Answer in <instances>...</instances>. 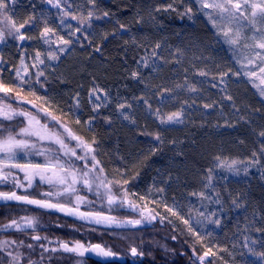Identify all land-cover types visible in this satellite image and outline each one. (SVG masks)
<instances>
[{
	"label": "snow or ice",
	"instance_id": "6c2138e0",
	"mask_svg": "<svg viewBox=\"0 0 264 264\" xmlns=\"http://www.w3.org/2000/svg\"><path fill=\"white\" fill-rule=\"evenodd\" d=\"M18 2L19 0H0V44L7 43L11 39L25 43L40 41L47 47L44 50L33 49L31 65L25 63L27 52H23L19 65L14 67L15 76L12 80L5 81L0 77V94H3L0 95V186L11 185L13 189L0 191V202L6 204L15 201L35 206L37 209H54L90 224H102L109 227L114 225L117 228H136L143 223L150 224L158 218L163 224L168 218L148 206V197L153 192L163 193L165 190L163 187L154 186L145 195L130 193L124 187L129 183L127 179H110L105 173V168L97 159L96 148L93 147L95 140L89 143L60 117L54 115L49 110L52 107L50 101H44L48 107H38L32 100L26 99V95L33 96L37 100L43 99L36 96L33 85L41 84L43 87L40 77L44 76V71H36L35 81H33L29 67L36 69H39L41 65L48 67L51 62L60 61L62 55L75 44L80 43L78 34L83 33L86 28H92L93 21L102 18L94 10L97 0H81V3L76 4L75 10H73L75 0H41L42 3L57 9L58 25H52L46 14L37 16L32 13L26 18H21L12 7ZM29 2L31 3V0ZM86 5L91 7L86 8ZM32 7L35 8V4H32ZM154 11L177 12L181 18L187 16L190 20L194 15L205 18L217 42L226 46L225 51L235 67H230L228 71L219 70L213 73L207 64L201 66L196 63V61H202L204 57L197 56L195 53L192 60L185 66L186 49L177 47L169 50L160 41L146 44L133 35L130 37L131 43L143 49V54L135 61L136 67L129 72V76L143 86L140 94L131 97L117 94L113 97L109 90L93 81L88 93L92 110L97 112L102 107L107 108L115 104L118 116L136 125V110L142 108L157 122L158 130L149 132L145 128L141 135L150 136L156 145H161L164 141L160 130L184 124L189 110H199L201 106L205 114H211L208 110H216L218 101L206 95L207 90L204 85L208 84L212 88H219L220 92L224 93L222 100L232 102L230 106L234 114L239 116L237 122L250 123L245 116L240 115V109L236 108L233 97L227 93V88L229 82H239L240 78H247V82L261 97H264V0H166V3L155 7ZM109 16V12L103 13L104 18ZM69 19L76 21V25L69 23ZM141 23L142 20L138 19L137 24ZM117 25L122 34L124 31H130L118 20ZM36 30H39L38 36L30 34ZM62 31L64 34H61ZM107 37L108 34H105L104 38L107 39ZM84 39L88 40V46H91L92 41L87 35ZM125 43L128 44L129 41ZM81 47L84 45L81 44ZM95 50L100 51L99 48ZM0 63L3 61L0 60ZM170 65L174 66L171 69V75L164 76L165 68ZM233 77L237 80L233 81ZM25 88L27 93L22 95L25 93ZM13 96L17 105L31 104L32 108L36 109V114L21 107H13ZM74 99L73 108L78 109L79 93H76ZM170 108L173 110H169ZM41 112L44 123H41V119L38 118ZM219 115H225L222 109ZM6 121L9 123L6 124ZM75 123L80 124V120L76 119ZM21 124H23L22 127ZM225 124L232 126L227 120ZM253 133L256 137L253 141L254 147L251 155L245 160L230 158L223 153H217L212 157L211 164L200 175L198 188L188 192V196L194 199L188 200L186 215L181 213L175 201L172 206L166 202L163 203L165 211L180 219L186 226L187 232L195 236L197 243L203 239V236L197 232L193 222L196 225L211 224L221 227L222 219L231 212L244 213L245 231L248 230L249 225H254L257 219L264 222V210L253 208L249 214L246 193H234L222 183L227 179L224 173L239 176L242 172L247 177L251 169L258 171L264 178V128L259 131L253 129ZM170 143L175 144V141ZM151 151L155 153L157 148L153 147ZM36 157L42 159L37 160ZM171 180L172 176L168 174L165 182ZM44 184L48 186V190L40 192V198H32L35 192H29L28 189H35ZM16 189H23L24 193L18 194ZM82 192L85 194L82 195ZM87 194L106 204L109 214H105L103 208L100 210L93 208L94 202L87 198ZM131 197H136L142 204L132 200ZM151 202L160 204L155 200ZM81 206H87L89 210L81 211ZM122 211L135 212L139 218L120 219L118 214ZM111 213H117V215ZM168 223L171 224L172 221L168 220ZM57 226L60 227V225ZM39 227L38 216H25L0 225V233L11 235L17 232L27 235L29 232L36 233ZM237 228L239 230V220ZM255 231L264 233V227H256ZM30 238L36 243H26L19 239L0 240V264H51L52 254L58 252L74 253L79 256H83L86 252L104 257L116 255L107 245L92 244L89 241L57 239L55 243L58 247L49 248L44 242L47 241V244L54 242L47 236L34 234ZM171 239L176 241L177 236L173 234ZM247 239L248 237H245V240ZM155 244L164 253L161 257L164 264H169L167 256L174 254L175 250L169 248L167 243L161 244L155 241ZM143 245L144 241L141 239L140 245L131 246V255L144 257L146 252ZM37 249L40 250L39 259H33ZM249 252L264 258V252L255 253L252 248H249ZM147 254L152 255V252L149 250ZM216 255L217 253L211 247H207L200 254L193 244L190 247L188 264H213L208 258ZM153 259L155 260V257Z\"/></svg>",
	"mask_w": 264,
	"mask_h": 264
},
{
	"label": "trees",
	"instance_id": "16d2710c",
	"mask_svg": "<svg viewBox=\"0 0 264 264\" xmlns=\"http://www.w3.org/2000/svg\"><path fill=\"white\" fill-rule=\"evenodd\" d=\"M78 3H81V0H75L73 10ZM164 3L166 0H97L94 10L102 18L94 20L92 28H86L83 33L78 34L80 43L75 44L73 48L62 55L60 61L55 62L52 71L57 69V72H47L43 77H40L43 87L41 84L34 83L36 96L43 99L37 100L33 96L26 95L27 88L22 95H26V99L32 100L38 107H48L44 101H50L52 107L49 110L54 115L60 117L74 132L89 143L95 140L96 143L93 147L96 148L97 159L105 168V173L110 179H127L129 183L124 187L130 193L145 195L154 186L163 187L165 189L163 193L153 192L148 200L151 203V208L168 219L162 224L158 218L149 224L151 227L143 230H104L65 218L54 212L7 202L6 204L0 203V225L8 223L12 219L19 220L20 217L38 216L40 227L36 233L29 232L27 235L17 232H13L11 235L0 233V240L19 239L26 243H32L34 241L30 236L34 234L57 237L65 241L77 238L81 240L82 238L78 237L79 232L81 235L87 233L89 236L95 237L97 243L109 245L113 243L125 251L129 250L131 246L140 245L141 239H143L146 256L149 257L150 262L157 264H164L161 259L164 253L156 247L155 241H159L161 244L167 243L169 248L175 250L174 254L167 256L169 264H188L190 247L193 244L200 254L207 247H211L217 253L215 257L208 258L213 264H264V258L249 252V248H252L255 253L264 252V233L255 231L256 227H264V222L259 219L255 221L254 225H249L247 231L244 230L246 221L243 220L244 213L242 212L228 213L222 219L221 227L211 224L196 225L193 222L197 232L203 236V239L197 243L195 236L187 232L182 221L166 212L163 207V203L166 202L172 206L175 201L181 213L186 215L188 200L194 199L188 196V192L198 188L201 173L211 164L212 157L217 153H223L225 156L239 160H245L251 155V150L254 147L253 141L256 138L253 129L259 131L264 128V104L242 78L239 79V82H229L227 93L233 97L236 108L240 109V115L245 116L250 123L237 122L239 116L234 114V110L230 106L232 102L221 99L224 93L220 92L219 88H212L206 84L204 85L207 90L206 95L212 100L218 101L216 110H208L211 114H205L202 106L199 110H189L184 124L160 130L164 141L161 145H156L152 137L141 135L145 128L149 132L158 130L157 122L149 117L142 108L136 110V125L120 118L116 112L115 104L107 108L102 107L97 112L92 110L88 93L93 81L109 90L113 97L117 94L124 97L140 94L143 86L137 84L129 76V72L136 67L135 61L143 54V49L137 48L131 43L130 37L133 35L139 37L146 44L160 41L169 50H174L177 47L186 49L185 66L192 60L193 53H195L197 56L204 57L202 61H196V63L201 66L207 64L213 73L219 70L228 71L230 67H235L226 54L225 47L217 42L210 26L195 15L190 20L187 16L181 18L177 12L157 13L154 11L155 7ZM32 4H35V8L32 7ZM12 7L21 18H26L32 13L37 16L46 14L52 25L59 24L57 9L47 3H42L41 0H31V3L29 0H19ZM85 7L90 8L91 6L86 5ZM106 11L110 13V16L104 18L103 13ZM77 14L80 13L77 12ZM84 14L86 15V11ZM138 19L142 20L140 25L137 24ZM117 20L119 23L125 24L130 31H124L122 34ZM68 22L73 26L77 23L70 19ZM30 34L38 36L39 30L30 32ZM61 34H64L63 31ZM105 34H108L107 39L104 38ZM85 35L92 41L91 46H88V40L84 39ZM125 41H129V43L126 44ZM33 42L42 44L40 41ZM7 44L18 47V41L11 39ZM81 44L84 47H81ZM97 48L100 49L99 52L95 50ZM0 60L3 61L0 63V77L5 81L12 80L15 76L13 75L14 67L19 64V56L12 57L8 53H2ZM172 67L174 66L166 67L163 75L170 76ZM35 72L30 73L33 81H35ZM235 80L237 78L233 77V81ZM76 93H79L80 99L78 109L73 108ZM12 104L13 107H21L36 114V109L32 108L31 104L17 105L14 96ZM221 109L225 113L224 116L219 115ZM38 118L41 119V123L45 122L42 112ZM76 119L80 120V124L75 123ZM226 120L232 126L225 124ZM20 126L22 127L23 124ZM170 141H175V144ZM72 143L75 144L74 141ZM153 147L157 148L155 153L151 151ZM168 174L172 176V180L165 182ZM223 175L227 177L222 181L226 187L234 193L247 194L249 214L253 208L264 210V178L258 171L251 169L250 175L247 177L242 172L239 176L230 173ZM11 190H13L11 185L0 186V191ZM47 190V187L40 186L28 191H34L35 195L32 198L38 199L40 198L39 193ZM16 191L18 194L24 193L21 189H16ZM135 198L131 197L132 200ZM89 199L96 202L93 203L95 209L103 208L105 214H109L106 204H102L92 197ZM152 200L159 201L160 204L152 203ZM98 204L101 206H97ZM111 214L117 215V213ZM129 217L139 218L135 212L122 211L118 214L120 219ZM168 220H171L172 223L169 224ZM238 220L239 230L237 228ZM111 233H114V236L117 233L120 234L122 239L117 237L113 239ZM206 233H211V235H206ZM173 234L177 236L176 241L171 239ZM245 237L248 239L245 240ZM149 250L152 255L147 254ZM24 251L27 250L24 249ZM181 253H185V255H181ZM33 259H39V253H36ZM64 262L66 261L63 258L55 257L51 264Z\"/></svg>",
	"mask_w": 264,
	"mask_h": 264
},
{
	"label": "rangeland",
	"instance_id": "374dc122",
	"mask_svg": "<svg viewBox=\"0 0 264 264\" xmlns=\"http://www.w3.org/2000/svg\"><path fill=\"white\" fill-rule=\"evenodd\" d=\"M196 17L202 19L204 21V23H206L205 18H203L201 16H196ZM208 26H210V25H208ZM46 47L47 46H44L41 43H36V42H33V41H29L27 43L18 41V47H14V46L12 47L11 45H8L7 43H3V44H0V54H2V53H8V54L12 55V57L13 56H19V63H20L21 54L26 51L27 52V55L25 56V63H27L28 65H31L33 63V60L31 59V57L34 55L33 49L40 48L41 50H44V49H46ZM224 47H226V46H224ZM226 54L229 56V54L227 52H226ZM54 64H55V62H51L48 67H45V66L41 65L39 69L29 67V72L31 73L32 71L43 70L44 73H47V72H53V73H55L54 71L57 72V69H55L54 71H52ZM13 75H15L14 71H13ZM242 79L251 87V89L254 92V94L264 104V97H261L259 95V93L257 92V90L250 83L247 82V78H242ZM257 83H259V81H257ZM36 159L39 160V159H42V158L36 157ZM21 179H23V175L22 174H21ZM40 186H43V187H47L48 188V186L46 184L40 185ZM21 190L24 191L23 189H21ZM28 190H30V189H28ZM81 194L83 195L85 193L82 192ZM89 197L95 198L91 194H87V198L88 199H89ZM134 201H136L137 203H141L142 204V202L138 201L137 198H135ZM94 203H96V202H94ZM97 206L100 207L101 205L98 204ZM148 206L151 208V203H148ZM92 207L94 208V206H92ZM88 210L89 209H88L87 206H81V211H88ZM153 222H155V221H153ZM143 224H149V223H143ZM3 234H5V233H3ZM83 234L84 233H82V235H81L78 232V237L80 236L82 238L81 240H80V238L79 239L77 238V239L68 240V241L80 240L81 242H86V241H89L91 243L97 242V239L95 237H92L91 235L89 236L87 233H86V235H83ZM111 234H112L111 236H113V239L115 237H117L118 239H122V236L120 234H118V233L115 234L116 236H114V233H111ZM48 238H49V240H52L54 243L47 244V241H45L44 243L46 244V246H48L49 248L58 247V245L55 243V241L58 239L57 237H48ZM32 243H36V242H32ZM112 245H109V248L110 249H116V250H118L121 253H126L127 252V250L125 251V250L121 249L122 247L119 248V246H115L113 243H112ZM39 251L40 250L37 249V253H39ZM129 251H130V249H129ZM52 255H53V259L55 257L63 258V260H65L66 262H64L62 264H83V263L86 262V258L85 257H86L87 254L85 253L83 256H79V255L74 254V253H62V252H58V253H55V254H52Z\"/></svg>",
	"mask_w": 264,
	"mask_h": 264
},
{
	"label": "flooded vegetation",
	"instance_id": "af4514ba",
	"mask_svg": "<svg viewBox=\"0 0 264 264\" xmlns=\"http://www.w3.org/2000/svg\"><path fill=\"white\" fill-rule=\"evenodd\" d=\"M102 228V227H99ZM103 229V228H102ZM104 230H108V229H104ZM92 244H97V242H94ZM101 245H107V247L109 248L108 244H104V243H99ZM112 252L116 253V257L124 259L125 263H118V262H114V261H107L102 259L101 257L99 258V256H94V255H88L86 252V262L83 264H157L155 262H150L149 261V257L145 256L144 257H133L131 255V252L129 250H127L126 253H121L116 249H111Z\"/></svg>",
	"mask_w": 264,
	"mask_h": 264
},
{
	"label": "water",
	"instance_id": "95a60500",
	"mask_svg": "<svg viewBox=\"0 0 264 264\" xmlns=\"http://www.w3.org/2000/svg\"><path fill=\"white\" fill-rule=\"evenodd\" d=\"M0 203H3V202H0ZM8 203H14V204H19V205H24L22 203L15 202V201H10ZM24 206H29V207L35 208V206H31V205H24ZM40 210H42V209H40ZM44 211L54 212V213H57V214L65 217V218H68V219H71V220H74V221H79V222H83V223H85L87 225H92V226H96V227H102V228L110 229V230H117V231H125V230L128 231L129 230V231H135V230H143V229H146V228L151 227L149 224L148 225L147 224H142L140 226H137L136 228H130V227L129 228H117L114 225L111 226V227H109V226L102 225V224L101 225L90 224V223H88L86 221L79 220V219H77L75 217L66 216L65 214L60 213V212H58V211H56L54 209H52V210H44ZM87 254L88 255L99 256V258L101 257L102 259L107 260V261H114V262H118V263H125V260L124 259L118 258L116 256L104 257V256L97 255L96 253H92V252H87Z\"/></svg>",
	"mask_w": 264,
	"mask_h": 264
}]
</instances>
